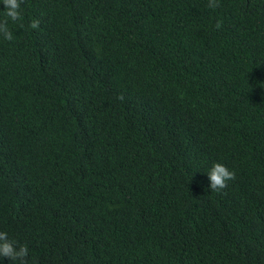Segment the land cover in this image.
Returning a JSON list of instances; mask_svg holds the SVG:
<instances>
[{"label": "trees", "instance_id": "trees-1", "mask_svg": "<svg viewBox=\"0 0 264 264\" xmlns=\"http://www.w3.org/2000/svg\"><path fill=\"white\" fill-rule=\"evenodd\" d=\"M21 8L0 4V231L27 264H264V0Z\"/></svg>", "mask_w": 264, "mask_h": 264}, {"label": "clouds", "instance_id": "clouds-1", "mask_svg": "<svg viewBox=\"0 0 264 264\" xmlns=\"http://www.w3.org/2000/svg\"><path fill=\"white\" fill-rule=\"evenodd\" d=\"M22 3L23 0H0L6 17L14 23L21 21L23 18ZM210 5L214 7L215 0H210ZM8 20L0 21V35L5 40L11 41L14 37V32L9 30ZM37 26L38 21H34L31 25L33 28ZM216 27H220L219 22ZM207 178L209 188L211 190H219L226 187L227 182L235 178V173L221 163H214L207 172ZM28 255L29 249L26 245H18L17 242L9 238L6 231H0V264H3L4 258L10 259L12 262H18V264H27Z\"/></svg>", "mask_w": 264, "mask_h": 264}]
</instances>
